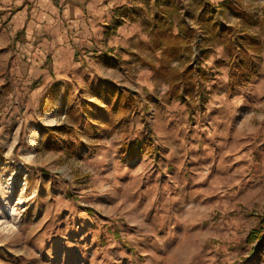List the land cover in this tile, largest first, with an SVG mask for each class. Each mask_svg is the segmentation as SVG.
<instances>
[{
  "label": "rangeland",
  "instance_id": "374dc122",
  "mask_svg": "<svg viewBox=\"0 0 264 264\" xmlns=\"http://www.w3.org/2000/svg\"><path fill=\"white\" fill-rule=\"evenodd\" d=\"M171 1L94 32L0 0V264H264V0ZM159 15L188 50L154 45Z\"/></svg>",
  "mask_w": 264,
  "mask_h": 264
},
{
  "label": "trees",
  "instance_id": "16d2710c",
  "mask_svg": "<svg viewBox=\"0 0 264 264\" xmlns=\"http://www.w3.org/2000/svg\"><path fill=\"white\" fill-rule=\"evenodd\" d=\"M168 2L169 9L167 10H174V5L171 0H158V4ZM234 12H236L238 15H240L241 19L245 22V24L250 23V15L244 13L241 10H238L236 8H232ZM165 8H163V11ZM166 12V10H165ZM158 22V25L155 27H151L150 34L153 36L154 39V45L156 47L164 46L162 51L163 53L171 58L174 56H177L182 49L188 50V46L186 45V40L181 39L176 34H174L172 31H170L169 22L170 20L167 19V17L163 15H159L156 19ZM241 38L243 39L244 43L250 45L253 50L258 51L261 48V41L256 37L255 35L249 34L248 32H245L241 35ZM166 71L164 68L160 69V72ZM203 73V72H202ZM179 79V80H178ZM169 81H170V88L168 92L173 95L174 97L181 98V94H179V86L182 83L186 84V88L189 92L190 88L193 87V77L190 74V71L185 72H178L173 71L169 75ZM184 99V98H181ZM132 98L130 96L123 95L120 93L117 95L115 102L117 103H123L126 102L131 103ZM58 145L57 141L54 139H47L45 143V147L47 149H51L56 147ZM260 222L261 226L264 227V214L260 215ZM261 236V228L260 227H254L250 230L248 236L246 237L247 242H252L254 239L260 238Z\"/></svg>",
  "mask_w": 264,
  "mask_h": 264
},
{
  "label": "crops",
  "instance_id": "0c3cea01",
  "mask_svg": "<svg viewBox=\"0 0 264 264\" xmlns=\"http://www.w3.org/2000/svg\"><path fill=\"white\" fill-rule=\"evenodd\" d=\"M44 3L46 4V8L48 7L47 10L53 8L54 10H56L57 14H61L59 16L66 15L65 17L78 22L82 20H84V23L86 21H89L90 26L85 25L84 27H86L87 29L89 28L94 32L96 31V29L93 26L92 21L102 18L108 19V15H105L108 13L111 7H126L132 4H141L140 6L142 8L139 7L137 9H141L143 15H146L145 10H147L141 0H44ZM119 30L121 34H126L129 31L125 26L120 27ZM261 58H263L264 63V53H262ZM261 74L264 75V72H262ZM241 92L243 93V91ZM249 96L252 95L249 94Z\"/></svg>",
  "mask_w": 264,
  "mask_h": 264
}]
</instances>
